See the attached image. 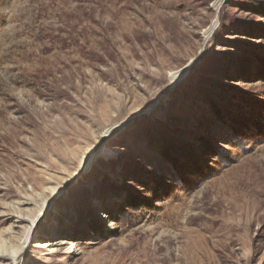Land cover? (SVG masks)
<instances>
[{
    "label": "rangeland",
    "instance_id": "1",
    "mask_svg": "<svg viewBox=\"0 0 264 264\" xmlns=\"http://www.w3.org/2000/svg\"><path fill=\"white\" fill-rule=\"evenodd\" d=\"M11 249L264 264V0H0Z\"/></svg>",
    "mask_w": 264,
    "mask_h": 264
},
{
    "label": "bare ground",
    "instance_id": "2",
    "mask_svg": "<svg viewBox=\"0 0 264 264\" xmlns=\"http://www.w3.org/2000/svg\"><path fill=\"white\" fill-rule=\"evenodd\" d=\"M30 231V230H29ZM24 253L22 251L9 250V253L0 252V264H12L18 260H23Z\"/></svg>",
    "mask_w": 264,
    "mask_h": 264
}]
</instances>
